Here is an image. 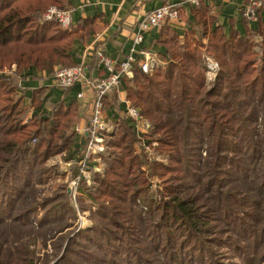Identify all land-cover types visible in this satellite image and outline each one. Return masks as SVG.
Returning <instances> with one entry per match:
<instances>
[{"label": "trees", "instance_id": "trees-1", "mask_svg": "<svg viewBox=\"0 0 264 264\" xmlns=\"http://www.w3.org/2000/svg\"><path fill=\"white\" fill-rule=\"evenodd\" d=\"M52 6L71 10L69 0H0V70L16 66L0 73V264H238V258L262 264L261 7L255 19L243 8L244 33L225 34L206 0L192 9L183 38L168 21L160 27L155 45L165 65L150 72L135 65L121 89L150 122L143 137L165 159L147 161L136 151L140 138L126 119L119 135H108L105 168L91 170L92 189L87 178L79 180L80 191L98 207L83 205L93 224L70 236L65 230L74 227L77 211L66 184L50 180L48 161L65 152L72 177L81 174L77 163L86 144H78L74 128L82 114L77 100H65L80 83L60 87L64 97L49 101L41 90L30 96L25 81L34 71L54 74L79 65L70 54L73 45L99 27L90 18L67 29L42 20ZM256 19L254 30L249 24ZM195 26L206 43L195 37ZM204 55L219 63L212 82ZM154 178L163 185L156 197ZM49 239L56 258L46 254L42 261L36 249H45Z\"/></svg>", "mask_w": 264, "mask_h": 264}, {"label": "crops", "instance_id": "crops-1", "mask_svg": "<svg viewBox=\"0 0 264 264\" xmlns=\"http://www.w3.org/2000/svg\"><path fill=\"white\" fill-rule=\"evenodd\" d=\"M249 0H206L210 8L216 12L217 22L225 29V34L229 35L232 29H237L244 33L245 25L243 23V8ZM260 8V22L264 25V0ZM73 23L79 19L90 18L95 20V25L99 31L93 33L84 41H76L71 49V57L76 64H82L87 68L90 76H104V69L96 62V52L102 50L105 56L120 63L125 61L133 53L140 59L143 58L142 51H147L158 59L157 54L161 47L155 45L161 28H151L144 32L143 39L140 43H135V35L139 30L140 22L146 14L164 5H172L182 8V19L172 23L173 28L179 32L181 38L191 28L186 23V19L192 20V9L196 4L190 3L189 0H69ZM258 18V19H259ZM258 19L251 21V29L256 30ZM195 37L202 42L207 39L202 37L203 29L193 27ZM161 61V59H160ZM162 62V61H161ZM165 65V63L163 62ZM163 65V66H164ZM27 93L31 96L33 90H41L42 97L54 101L64 97V91L57 86L54 81V74L43 71H34L30 73V78L25 81ZM84 91V96L79 97V93ZM93 99V91L89 88H83L81 84L73 86L66 96V102L77 100L82 114L81 121L77 123L74 130L77 132V142L81 143L82 133L79 131L87 129L89 123L88 110ZM109 108V119L118 123L122 118V111L127 108L129 102L126 98V92L118 89L107 97ZM30 101V100H29ZM49 104V103H48ZM45 105L46 109L49 106ZM50 105V104H49ZM83 137L86 140V131ZM84 144V143H83Z\"/></svg>", "mask_w": 264, "mask_h": 264}, {"label": "built area", "instance_id": "built-area-1", "mask_svg": "<svg viewBox=\"0 0 264 264\" xmlns=\"http://www.w3.org/2000/svg\"><path fill=\"white\" fill-rule=\"evenodd\" d=\"M192 4H198V0H189ZM262 6L261 0H249L245 6V16L251 19H255L257 16L258 9ZM180 19L178 7L172 5L161 6L146 14L145 18L140 22L139 30L135 35V43L138 44L143 39L144 32L151 28H160L165 22L175 23ZM44 21H57L62 28L67 29L71 27L73 23L72 14L70 10L61 9L55 6L48 8L42 15ZM131 53L125 61L120 63L113 59L104 56L102 52L98 50V57L102 58L103 66L106 70L104 76H90L87 73V68L79 64L77 66L69 68H57L54 71L55 84L62 88L72 87L75 83H80L83 88H89L93 91L92 99V111L93 117L90 120V133L92 136L97 134L102 137L99 133L103 130H109L110 125L114 126V122L111 120L105 121L102 117V111L105 110V97L115 90L121 88L122 80L125 76H132L135 65H139L144 72H150L153 68L160 66L163 62L160 61L156 56L142 51L143 58L139 60L138 57ZM204 64L206 66V75L208 80H214L219 73V63L209 56L204 55ZM84 96V91L79 93V97ZM123 120L126 123V119L135 127L138 133L142 136L146 134L150 128L149 122L145 121L139 109L128 104L127 108L122 111ZM88 125V126H89ZM99 139L89 140L88 150L94 153H102L105 151L104 145ZM90 156H87V161ZM153 160V159H152ZM83 172V171H82ZM80 174L79 177L75 178L78 182L82 177L87 178L88 176L84 173ZM88 179V178H87ZM79 186V185H78Z\"/></svg>", "mask_w": 264, "mask_h": 264}, {"label": "rangeland", "instance_id": "rangeland-1", "mask_svg": "<svg viewBox=\"0 0 264 264\" xmlns=\"http://www.w3.org/2000/svg\"><path fill=\"white\" fill-rule=\"evenodd\" d=\"M99 51L102 52L104 55V52L102 50H99ZM163 65H164L163 63L160 64L161 67ZM15 67L16 66H13L12 69L6 68L4 70H0V73H2V74L10 73L11 70H13ZM132 76H133V73H132ZM210 81L212 82L213 80H210ZM87 114L89 115L88 119H89V123H90V120L93 117L92 103L90 105V111L88 110ZM102 114H103L102 118L105 121L110 120L107 108H105V110L102 111ZM145 121L149 122L146 119H145ZM126 127H127V124L125 123V121L123 119H121L118 123H115L114 126L110 125L109 130L100 131L99 133L102 134V137H101V136H98L97 134L92 136V132L90 133V125H89L87 127V129H84V131H86V140L83 137L85 132L79 129V131L82 133L81 143L86 144V146H84L80 151V155H81L82 159L80 161H78L77 165H78V167H80L81 172L83 171L82 173L83 174L85 173L88 176L87 181H89L88 186H90L89 187L90 190L92 189V183H93L92 178H91V170L100 172L105 168V162L103 160V156L105 155V152L108 149V145H107V143L109 141L108 135H110V134L119 135V133L122 131V129H125ZM137 134L139 136L138 138H140L141 140L139 139V141L135 143V149L138 153L143 155V158H145V160L151 161L152 159L153 160H155V159L164 160L165 159L163 156H161L152 147V146H155L156 143L153 142V144L151 145L149 143L150 142L149 137H147L146 135H145L146 137H143L142 134L138 133V132H137ZM91 138H92V140L93 139H99L100 141H98V142H102V144L104 145L105 151L102 153L101 152L100 153H94L91 150L89 151L87 147H88L89 140ZM66 155L67 154L64 152L62 154H58V155L52 157L48 161V166L51 168V177H50L51 179L50 180L52 181V180L58 179V180H56V181H58L57 183H56V181L54 182V183H56V185L59 182L66 184V186L68 188V193H69L70 198H71V204L74 206L75 210L77 211L76 212L77 219H76L74 227L65 230V232H71L70 236H73L79 229L88 228V227L92 226V224H93V222L89 218V210L84 208V206L85 207H92L93 209H96L98 207V204L93 202L91 200V198L85 196V194L80 191V189H79L80 187L78 186L79 182L77 185L76 179L74 177H72V175H71V169L74 166L73 162L65 159ZM87 156H90V157L86 161L85 158ZM64 173H66V174H64ZM55 175H58V176L55 177ZM64 176H65V178H64ZM60 178H64V179L61 180ZM53 184H49L48 186L49 187L53 186ZM159 187L163 188V185H161L159 179L154 178L153 179V186H152V190H151L153 192L154 196L156 195V191L158 190ZM72 231H73V233H72ZM53 242H54V240L49 239V241L47 243L48 246L45 249L41 248V250H40V247H37L36 250H38V254H40L39 256H40V259L42 261L45 258L46 254H48L49 259L56 258L53 256L54 253H52ZM61 252H62V250H61ZM234 259L237 260L236 257ZM240 262H242V261L238 258V264H242ZM262 264H264V262Z\"/></svg>", "mask_w": 264, "mask_h": 264}]
</instances>
